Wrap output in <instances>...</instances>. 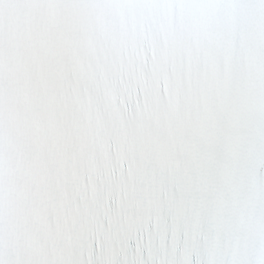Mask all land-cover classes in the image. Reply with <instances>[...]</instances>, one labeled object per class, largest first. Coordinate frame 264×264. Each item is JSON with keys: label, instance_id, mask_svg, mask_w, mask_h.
Listing matches in <instances>:
<instances>
[{"label": "snow or ice", "instance_id": "obj_1", "mask_svg": "<svg viewBox=\"0 0 264 264\" xmlns=\"http://www.w3.org/2000/svg\"><path fill=\"white\" fill-rule=\"evenodd\" d=\"M0 264H264V0H0Z\"/></svg>", "mask_w": 264, "mask_h": 264}]
</instances>
